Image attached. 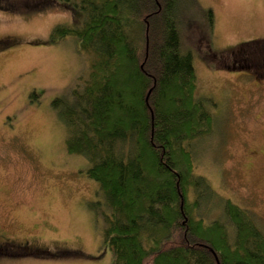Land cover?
I'll return each mask as SVG.
<instances>
[{"label": "rangeland", "instance_id": "374dc122", "mask_svg": "<svg viewBox=\"0 0 264 264\" xmlns=\"http://www.w3.org/2000/svg\"><path fill=\"white\" fill-rule=\"evenodd\" d=\"M79 1H0V239L75 250L4 255L0 264L112 262L101 243L99 184L86 175L87 158L66 150L57 114L89 72L91 56L76 50L73 36L50 39L55 27L82 23L73 17ZM192 8L183 14L189 25L179 26L181 48L192 55L196 96L216 104L211 132L185 143L204 179L195 216L223 221L229 199L264 234V59L253 54L264 43L248 42L264 38V0H194ZM208 9L210 35L201 26Z\"/></svg>", "mask_w": 264, "mask_h": 264}, {"label": "trees", "instance_id": "16d2710c", "mask_svg": "<svg viewBox=\"0 0 264 264\" xmlns=\"http://www.w3.org/2000/svg\"><path fill=\"white\" fill-rule=\"evenodd\" d=\"M193 2L80 0L73 17L82 23L55 27L50 38L71 35L91 56L83 86L57 114L66 150L87 158L86 175L99 184L111 264H264V234L240 205L224 200L223 221L195 216L204 179L185 143L211 132L216 104L196 96L192 55L181 48ZM202 12L210 35L212 11ZM253 54L264 59V47Z\"/></svg>", "mask_w": 264, "mask_h": 264}, {"label": "flooded vegetation", "instance_id": "af4514ba", "mask_svg": "<svg viewBox=\"0 0 264 264\" xmlns=\"http://www.w3.org/2000/svg\"><path fill=\"white\" fill-rule=\"evenodd\" d=\"M2 236V234L0 235ZM3 237V236H2ZM11 247L12 249H10ZM43 249L37 248L35 245L30 244L29 241L23 240L20 242H15L13 240L0 239V256L9 255L13 256L17 253L26 254H40Z\"/></svg>", "mask_w": 264, "mask_h": 264}, {"label": "water", "instance_id": "95a60500", "mask_svg": "<svg viewBox=\"0 0 264 264\" xmlns=\"http://www.w3.org/2000/svg\"><path fill=\"white\" fill-rule=\"evenodd\" d=\"M67 253H69V252L67 251Z\"/></svg>", "mask_w": 264, "mask_h": 264}]
</instances>
